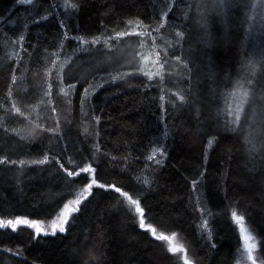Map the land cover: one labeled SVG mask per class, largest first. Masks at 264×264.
<instances>
[{
	"label": "trees",
	"instance_id": "obj_1",
	"mask_svg": "<svg viewBox=\"0 0 264 264\" xmlns=\"http://www.w3.org/2000/svg\"><path fill=\"white\" fill-rule=\"evenodd\" d=\"M224 4L216 38L200 41L193 65L183 45L205 9L200 0H174L162 36L173 40L162 50L168 88L131 64L124 79L85 92L68 87L66 96L54 78L49 100L46 67L63 21L71 34L101 37L133 22L159 25L169 4L0 0V222H48L81 200L63 233L0 226V264H234L242 240L233 212L258 236L256 259L264 264V128L257 138L247 132L264 122V74L256 79L261 101L252 96L236 113L257 54L245 40L250 21L242 3ZM114 43L112 50L122 49L120 39ZM164 132L167 154L154 163L148 156ZM88 167L94 171H81ZM92 179L105 187L84 192Z\"/></svg>",
	"mask_w": 264,
	"mask_h": 264
},
{
	"label": "rangeland",
	"instance_id": "obj_2",
	"mask_svg": "<svg viewBox=\"0 0 264 264\" xmlns=\"http://www.w3.org/2000/svg\"><path fill=\"white\" fill-rule=\"evenodd\" d=\"M164 1L169 4V8L164 12L163 19L159 26L152 27L151 29L148 26L133 22L124 26V28L118 33H107L105 36L101 37L86 36L75 33L71 34L68 30L67 24L63 21L64 33L62 35V41L59 44L58 49L52 53L54 54V58H52L51 64L46 67V80L48 81L45 95H52L54 88L52 79L54 78L58 80L60 84L62 82L61 94L66 96L64 93L68 91V87L72 93H77L81 89L85 92L90 90L91 85H95V88H93L96 90L105 84L116 82L118 79H124L128 67L131 64H134L133 69L145 75L151 82L159 80L162 84V90L168 88V78L165 76V64L163 63L165 56H163L162 50H169L173 45V40L172 38L162 37L159 33L161 26L166 24L167 16L170 8L173 6L174 0ZM225 1L229 2V0H200V3L203 4L205 9V19L200 25L201 28L200 26L194 28V24L192 25L191 32L187 35V44L183 45L185 52L186 50L190 51V55L193 58L192 61L190 60L191 64L195 65L199 61L198 58L200 56L194 52V50H197L200 41L203 40L204 43H207L209 40H212V37L216 38L217 34L213 35V32L217 28V18L220 16L218 15L219 6L222 7L225 5ZM233 2H236L237 4L242 3L243 8L247 13V18L249 17L250 26L247 30V37L245 40L247 41V44L248 42L251 44L252 54H257L250 64L251 69L247 75L249 87H243L240 90V94L241 91H246L244 101L240 100L239 104L236 106V113L240 114L241 109H244L246 104L252 102V96L258 94L257 103L261 101V98L259 97L260 83L256 79L262 78L264 74V57L261 55V52L264 49V0H233ZM62 8L63 11H66L65 9L70 8V4H63ZM244 10V19H246ZM56 13L60 15L58 11ZM223 15L226 16L225 14ZM220 18H222V15ZM154 33L159 35L156 36ZM126 36H137L141 39L140 43H138V45H140L138 46L133 42L125 40ZM170 37H172V35ZM118 39H120L122 49L116 52L115 50H112V47L116 46L114 42H117ZM74 40L81 44V48L78 49V51ZM98 45L104 46L105 48L102 49L105 51L96 48ZM138 48L140 50H137ZM107 49H110L111 51L108 53ZM207 61L208 63L211 62V56L207 58ZM161 65H163V67H161ZM130 71L132 70L130 69L129 72ZM260 81L262 82V80ZM94 90H91V92ZM166 93V91L163 92V103L166 100V96H164ZM49 96L48 98L51 100L52 98ZM37 108L38 107H35V110ZM17 112H19V110H17ZM20 114L23 113L20 112ZM263 128L264 122H260L255 130L252 129L251 125L248 126L247 132H249L248 134L251 138H257ZM166 140L167 133L164 132L163 141L159 140L160 143L158 142V145L153 146L150 150L148 156L150 161L158 163L166 157ZM77 199H73L66 204L69 205V212L75 207ZM62 210H64V207ZM59 214L53 220L57 219ZM73 214L74 212H71L70 218ZM53 220L40 222L42 230H45L47 233L52 232L49 225ZM248 224L249 223L247 222H245V226L238 224V230L243 227L246 230L245 232L247 236L251 237L249 244L251 245L254 258L258 259L259 254L256 251L260 246V241L254 230ZM202 229L211 240L213 238V233L205 218L202 220ZM33 231L37 233L36 229ZM239 233L241 235L242 247L234 264H254L244 239V233H242L241 230ZM172 247L174 246L172 245ZM257 259L256 261L258 262L259 259Z\"/></svg>",
	"mask_w": 264,
	"mask_h": 264
},
{
	"label": "snow or ice",
	"instance_id": "obj_3",
	"mask_svg": "<svg viewBox=\"0 0 264 264\" xmlns=\"http://www.w3.org/2000/svg\"><path fill=\"white\" fill-rule=\"evenodd\" d=\"M26 2L31 3L32 0H26ZM161 67H163V65H161ZM237 119H238V117H237ZM81 171L88 173V172H93L94 170L91 167H88V168H82ZM68 175L72 176L73 173L69 172ZM94 185L102 187V188L105 187L104 184L97 185V181L95 179H92L91 182L88 183L86 185V187L83 189V191L84 192H90V190L92 189V187ZM115 190L117 192L120 191L119 188H116ZM75 203H76V207L72 208L71 212L79 211V204L81 203V200L77 199ZM133 203L136 204V212L139 213L140 216H141V219H140V222H139V226L142 229H144L145 228V222H144V219H143V211H142L138 201H133ZM68 209H69V205H64V210H62L60 212L59 216L57 217V219L53 220L52 223L49 225V227L52 229V232H51L52 235H55L56 231H59L61 233L66 231L65 225H67V223L69 221V218H70V215H71V212H69ZM232 217L236 221L237 224H241L242 225V223H243V218L242 217L237 216V214L235 212L232 213ZM20 224L26 225V226H28L30 228H35L36 232L38 234L43 231L40 223H38L37 220H35V219H33V220L17 219L15 221L8 220L7 221V225H4L3 222H0V226H12L13 230H15L16 225H20ZM240 230H241L242 233L245 232V229L243 227H241ZM44 234L47 235L49 233L44 232ZM153 235H155V231L154 230H153ZM161 238H166V237H161ZM244 239L245 240H250L251 237L250 236H245ZM185 264H187V261H185ZM254 264H255V262H254Z\"/></svg>",
	"mask_w": 264,
	"mask_h": 264
},
{
	"label": "water",
	"instance_id": "obj_4",
	"mask_svg": "<svg viewBox=\"0 0 264 264\" xmlns=\"http://www.w3.org/2000/svg\"><path fill=\"white\" fill-rule=\"evenodd\" d=\"M245 231H246V230H245ZM245 236H247L246 232H244V237H245ZM161 237H164V236H161ZM245 241H246V245H247V247H248V249H249V254H250L251 259L253 260V262H255V264H259V263L256 261V259L254 258V254H253V252H252L251 245L249 244V240H245ZM185 258H186V256H185Z\"/></svg>",
	"mask_w": 264,
	"mask_h": 264
},
{
	"label": "bare ground",
	"instance_id": "obj_5",
	"mask_svg": "<svg viewBox=\"0 0 264 264\" xmlns=\"http://www.w3.org/2000/svg\"><path fill=\"white\" fill-rule=\"evenodd\" d=\"M146 26H148L151 29L152 27L159 26V25H151V24H149V25H146ZM159 34H160V36H163L165 34V28L163 26H161ZM159 34L154 33V35H156V36H158ZM138 50H139V48H138Z\"/></svg>",
	"mask_w": 264,
	"mask_h": 264
}]
</instances>
